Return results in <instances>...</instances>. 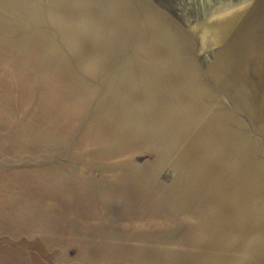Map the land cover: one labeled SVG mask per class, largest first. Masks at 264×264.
<instances>
[{"label": "rangeland", "instance_id": "rangeland-1", "mask_svg": "<svg viewBox=\"0 0 264 264\" xmlns=\"http://www.w3.org/2000/svg\"><path fill=\"white\" fill-rule=\"evenodd\" d=\"M198 3L0 0V164L42 168L55 152L94 221L142 234L145 264H170L160 254L172 248L182 264H264V0L249 21L228 14L226 40L204 29ZM143 120L176 136L159 173L155 146L128 148ZM123 161L147 167L159 216L98 202L117 191ZM175 162L185 177H212L190 183L198 195L179 213L166 207Z\"/></svg>", "mask_w": 264, "mask_h": 264}, {"label": "crops", "instance_id": "crops-1", "mask_svg": "<svg viewBox=\"0 0 264 264\" xmlns=\"http://www.w3.org/2000/svg\"><path fill=\"white\" fill-rule=\"evenodd\" d=\"M54 153L52 160L45 155L42 168L0 164V264L128 262L112 250L135 246L141 240L135 236L142 234L129 232L122 222L117 227L94 221L90 200L70 188L73 177L60 168Z\"/></svg>", "mask_w": 264, "mask_h": 264}, {"label": "bare ground", "instance_id": "bare-ground-1", "mask_svg": "<svg viewBox=\"0 0 264 264\" xmlns=\"http://www.w3.org/2000/svg\"><path fill=\"white\" fill-rule=\"evenodd\" d=\"M201 1V0H200ZM199 2V1H198ZM260 0H242V4L239 6L236 5V7H229L232 6V3L225 4L223 0H202V3L198 7V13L201 15L200 18L201 22L202 20H205L206 22L204 23L205 30L207 29L208 32L211 35H216L219 38H226L225 37V24L228 25L227 22V17L229 13H237V10L235 11L234 9L237 8L240 11L238 12H245L246 14L244 15V19H248L251 17V15L256 11V9L260 6L259 5ZM234 6V5H233ZM233 14V15H234ZM199 25V24H198ZM243 29V28H242ZM229 33V32H228ZM204 35L202 34V37ZM226 40V39H224ZM219 47V46H218ZM216 50V49H215ZM216 53V52H215ZM259 60L262 62V65L264 67V47L260 51L259 54ZM255 66V65H254ZM262 70L260 68H252L251 69V74H252V79L255 82V84H259L258 82V76H261ZM252 108H255L252 103H250ZM146 125L151 126L153 123H145L144 120L141 123V129H136L140 133V140L137 139L136 137V142L135 144H132L131 146H128V148L135 149V152L138 151H145L150 148V146H155L158 149V158L156 162L152 165L153 170L155 173H159L162 165L166 160L169 162L170 159L168 158H162V154H164L166 151H170V156H177V150L175 149L174 145V140L176 138L175 134L173 133H156L155 127L152 128H147L145 127ZM147 128V130H146ZM125 139L122 138V140H118L116 142V145L118 146H124L125 145ZM134 153V152H133ZM140 157V156H139ZM166 159V160H165ZM174 162V161H173ZM172 162V163H173ZM178 167V170L175 169L176 172V179L171 186V190L169 191V194L167 195L168 199V207L171 212L179 213V211L185 207H187L188 204V197L189 201L190 198L195 199L198 195L196 194V190L193 186L190 185L191 182L195 181H207V179L210 180L212 177H207L206 179L204 178H197V175H188V176H183L181 174V165L174 163ZM111 166V165H110ZM205 166L211 167L207 162L205 163ZM115 172V178L117 182L119 183V187L117 188V191L114 192L115 194H110V196L106 197H100L98 198V202L101 204L102 207H106V201L109 203L115 202L118 204L117 208L120 211L128 209V207L131 206L132 209H134V213L139 214L144 210L146 206L151 207L150 209L147 208V212L151 216H159L160 210L163 208L165 205L162 204L159 205L160 208L156 207L155 205L157 202L154 201V199L151 197H148L146 193L148 192L147 189L149 187V179L148 175L145 172L147 167H144L142 163H137L135 161L132 162H126L123 161L119 164H116L113 166ZM206 168V167H204ZM209 170V168H208ZM81 172V171H80ZM174 172V173H175ZM207 172V171H206ZM210 173V172H209ZM214 176V175H213ZM154 188L157 189V186H153ZM192 194V196L190 195ZM97 194V193H96ZM110 198V199H109ZM193 200V199H192ZM166 201V202H167ZM119 202V203H118ZM163 210V209H162ZM167 210V209H166ZM145 213V212H143ZM142 213V214H143ZM149 216V215H148ZM142 217V215H141ZM142 219V218H140ZM139 219V220H140ZM141 221V220H140ZM144 221V220H143ZM137 229V227H135ZM138 239L143 240L144 238L139 235L135 236ZM131 239V237H130ZM141 240H135V246H132L130 248H118V249H113L112 253L117 254L119 257L123 256L126 257L127 259H131L135 261V263L139 264H145V261L149 257L150 253L143 248L142 246H139L137 243L138 241ZM154 242H166L165 241V235L159 237V239H152ZM150 241V240H149ZM171 244H175V240H168ZM146 243V242H145ZM169 243V244H170ZM152 243H150L151 245ZM161 258L164 260H168L170 264H182L183 262V254L179 255L176 251V249H170L167 253H161ZM165 257V258H164Z\"/></svg>", "mask_w": 264, "mask_h": 264}]
</instances>
